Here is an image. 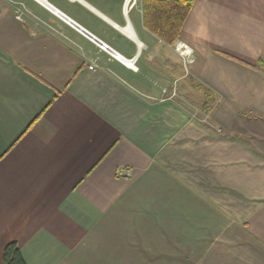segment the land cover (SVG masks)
I'll return each instance as SVG.
<instances>
[{
  "label": "crops",
  "instance_id": "0c3cea01",
  "mask_svg": "<svg viewBox=\"0 0 264 264\" xmlns=\"http://www.w3.org/2000/svg\"><path fill=\"white\" fill-rule=\"evenodd\" d=\"M122 7L0 0V264H264V0H194L187 67Z\"/></svg>",
  "mask_w": 264,
  "mask_h": 264
},
{
  "label": "trees",
  "instance_id": "16d2710c",
  "mask_svg": "<svg viewBox=\"0 0 264 264\" xmlns=\"http://www.w3.org/2000/svg\"><path fill=\"white\" fill-rule=\"evenodd\" d=\"M144 23L153 33L168 44L180 36L182 27L191 11L194 0H142ZM264 70V66L262 67ZM3 264H27L16 241L6 244Z\"/></svg>",
  "mask_w": 264,
  "mask_h": 264
},
{
  "label": "built area",
  "instance_id": "2783aa9c",
  "mask_svg": "<svg viewBox=\"0 0 264 264\" xmlns=\"http://www.w3.org/2000/svg\"><path fill=\"white\" fill-rule=\"evenodd\" d=\"M136 0H123V12L124 15L127 17L129 10L134 6ZM47 7H49L50 9L53 10V12L60 16L62 19H64L65 21H67L68 23H70L71 25H73L74 27L78 28L79 30L83 31L81 29V26L79 24H77L76 22H74L71 18L65 16L63 13L59 12L58 9L54 8L51 5L47 4ZM18 18H21L18 15ZM129 27V26H128ZM127 27V28H128ZM83 28V27H82ZM87 31V30H86ZM84 32V31H83ZM85 34H87L86 32H84ZM88 35V34H87ZM93 41H96L97 44L99 45V47L102 50L108 51L109 53H111L112 55H114L116 58H118L120 61L123 62V64L134 70V71H138L139 70V66L137 64V60H138V56L134 55L132 57H124L123 55H121L120 53H118L117 51H115L107 42L97 38L95 35L92 34L88 35ZM95 37L97 39H95ZM174 48L176 50V52L179 54V56L182 57V59L184 60V64L185 66H189L190 64H192L195 61V52H194V48L186 41L184 40H177L174 42ZM91 68H94L93 65L90 66Z\"/></svg>",
  "mask_w": 264,
  "mask_h": 264
},
{
  "label": "rangeland",
  "instance_id": "374dc122",
  "mask_svg": "<svg viewBox=\"0 0 264 264\" xmlns=\"http://www.w3.org/2000/svg\"><path fill=\"white\" fill-rule=\"evenodd\" d=\"M190 98H191V97H190ZM187 99H188V98H187ZM189 101H190V102L192 101L191 103L194 105V104H197L196 101H199V100H193V99H190V100H188V102H189ZM190 102H189V103H190ZM192 104H191V105H192ZM103 245H105V244H103ZM94 250H97V249H94ZM98 250H99V249H98ZM92 253H93V252H92ZM103 258L109 260V258H107V257H103ZM95 259H96V258H95ZM108 260H107V262H108ZM104 262H105V261H104ZM104 262H103V263H104ZM103 263H102V264H103ZM114 264H115V260H114Z\"/></svg>",
  "mask_w": 264,
  "mask_h": 264
},
{
  "label": "water",
  "instance_id": "95a60500",
  "mask_svg": "<svg viewBox=\"0 0 264 264\" xmlns=\"http://www.w3.org/2000/svg\"><path fill=\"white\" fill-rule=\"evenodd\" d=\"M81 29H82L84 32H86L88 35H91V36H92V34H91L90 32H88V31H86L84 28L81 27ZM95 39H97V38L95 37Z\"/></svg>",
  "mask_w": 264,
  "mask_h": 264
},
{
  "label": "bare ground",
  "instance_id": "6f19581e",
  "mask_svg": "<svg viewBox=\"0 0 264 264\" xmlns=\"http://www.w3.org/2000/svg\"><path fill=\"white\" fill-rule=\"evenodd\" d=\"M128 32H131V33H133V31H132L130 28L128 29Z\"/></svg>",
  "mask_w": 264,
  "mask_h": 264
}]
</instances>
